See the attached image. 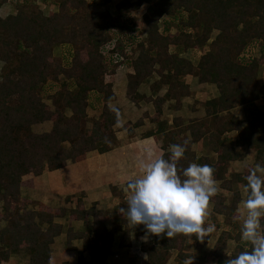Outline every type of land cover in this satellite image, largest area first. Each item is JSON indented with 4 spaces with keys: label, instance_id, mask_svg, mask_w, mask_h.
Wrapping results in <instances>:
<instances>
[{
    "label": "trees",
    "instance_id": "1",
    "mask_svg": "<svg viewBox=\"0 0 264 264\" xmlns=\"http://www.w3.org/2000/svg\"><path fill=\"white\" fill-rule=\"evenodd\" d=\"M9 1L0 0V7ZM34 1L25 0L8 16L0 15V61L4 62L0 73V223L6 221L0 227V264L22 248L30 254L29 264H50V243L62 231L56 217L62 216L94 218L84 233L70 228L69 241L83 239L84 250L91 255L90 262L83 258L79 264H106L118 228L107 229L103 210L85 207L81 197L68 198L75 207L50 208L22 198L21 186L28 173L57 169L68 160L83 159L90 150L103 152L114 146L118 108L109 103L116 99L113 76L124 63L131 68L127 95L135 101L138 87L154 73L160 76L155 88L167 84V96L188 92L186 75L217 85L219 96L210 102L213 109L209 105L207 109L213 115L214 129L205 130V120L188 127L194 141L200 138L198 129L207 133L218 154L214 162L207 156L192 160L209 165L221 187L232 192L229 204L222 192L210 198L214 211L230 223L228 215H233L242 198L240 189H234L235 178L226 176L228 164L242 158L241 146H247L256 149V159L264 165V0H57L58 10L48 14ZM92 1L106 8L94 10ZM145 3L141 17L147 36L143 38L136 18ZM214 29L220 32L210 41ZM59 44L71 46V66L55 58ZM189 49L199 54L196 62L182 56ZM110 54L123 57L118 56L113 69ZM60 74L73 79L76 88L60 86ZM46 99L52 100L54 109ZM163 101L164 97L159 98ZM240 105L244 119L222 114ZM90 109L100 114L90 118ZM45 121L52 122L49 131L33 130ZM233 131L238 134L235 141L229 136ZM189 145H184L185 154L177 162L178 173L189 165ZM163 156L167 158L169 151ZM250 168H245V176ZM244 177L238 181L246 184ZM123 222L126 228L121 237L126 243L129 230L127 221ZM260 231L264 234V217ZM186 238L161 234L158 244L143 243L148 264H166L169 250L175 248L184 258ZM229 238L237 245L224 258ZM250 249V244L241 241L240 229L223 231L210 256L213 264H228L231 256Z\"/></svg>",
    "mask_w": 264,
    "mask_h": 264
},
{
    "label": "crops",
    "instance_id": "2",
    "mask_svg": "<svg viewBox=\"0 0 264 264\" xmlns=\"http://www.w3.org/2000/svg\"><path fill=\"white\" fill-rule=\"evenodd\" d=\"M188 59L195 62L191 58ZM130 71V67L119 68L113 76V91L116 99L109 104L118 108L119 117L113 126L117 137L114 146L103 152L98 149L90 150L83 159L68 160L63 167L57 169H45L37 175L33 172L28 173L23 176V185L21 186L22 198L42 203L50 208L75 207V202L68 198L81 197L85 207L95 206L97 209L103 210L107 229L118 228V231L113 235L112 247L106 264H148V254L142 244L148 241L158 244L161 238V234L159 236L150 234L145 237V228L142 224L130 225L124 215L119 212V208L127 207L126 184L129 179L139 174L141 160L147 162L150 158L149 154H151V158L163 155L169 151V145L183 144L185 140L190 142L191 154L189 153L188 158L186 157L189 164L193 162L201 164L192 160L193 156L195 159L207 156L213 162L217 160L218 156L210 145L207 133L203 134L198 129L196 134L200 135V138L194 141L193 132L188 127L192 122L205 120L204 129L208 131L210 128L214 129L213 115L207 114V109L208 105L212 107L210 102L219 96V89L215 83L201 82L197 76L186 75L183 80L187 84L188 92L180 94L179 97H173L166 95L167 84L159 89L155 88L154 84L160 76L154 73L138 87L135 101L127 95ZM161 97H164L162 103L159 102ZM222 114L236 116L239 119L245 118L241 105ZM243 126H247V124L243 122ZM229 136L232 141L238 139L236 131L230 132ZM262 137L264 138V133H262ZM241 147L244 156L231 161L226 172L228 178L236 177L233 186L235 190L240 189L242 198L233 215H228L232 218L231 222L227 223L228 220L225 222L226 216L214 211V203L210 200L206 223L215 224V230L208 233L203 241L197 239L195 234L187 236L183 246L186 254L184 258L179 257L177 248L170 249L165 259L166 264H186V262L187 264H213L210 252L216 245L219 236L223 231L234 233L235 223L238 221H234L233 217L237 214L238 207L244 211L242 201L247 197V193L244 191L245 184L238 181L245 175L238 167L249 155L252 156L254 162L245 166L244 172L248 166L252 168L257 164H262L256 159L254 147L253 149H249L247 146ZM247 149L251 152H247ZM215 181L217 192L225 193V203L229 204L232 192L223 189L221 181L216 179ZM31 207L32 205L29 204V208ZM93 219L92 216L86 221L71 219L68 216L56 217V220L62 224V231L50 243V264H79L83 258L86 262L91 261V255L84 250L83 239L72 238L69 241L68 230L72 228L74 232L84 233L87 231V225L93 224ZM123 220L127 221L129 230L127 236L129 242L126 243L122 241L121 237L126 228ZM89 236L93 237V234L90 233ZM232 245L233 247H231ZM236 245L237 242L233 238L228 239L224 258L230 256ZM29 263L30 254L26 248H22L17 252H12L4 264ZM92 264L99 263L92 261Z\"/></svg>",
    "mask_w": 264,
    "mask_h": 264
},
{
    "label": "clouds",
    "instance_id": "3",
    "mask_svg": "<svg viewBox=\"0 0 264 264\" xmlns=\"http://www.w3.org/2000/svg\"><path fill=\"white\" fill-rule=\"evenodd\" d=\"M188 140L183 145H169V156L163 155L139 163V174L126 184V205L119 208L132 226L142 224L145 237L164 234L193 236L203 241L216 225L206 223L210 198L217 193L213 169L207 165L190 163L177 169ZM246 199L244 211L237 208L234 221L240 222V239L251 245L228 260V264H264V234L260 231L264 217V166L255 165L244 177ZM144 237V239H145ZM187 264V262H186Z\"/></svg>",
    "mask_w": 264,
    "mask_h": 264
},
{
    "label": "rangeland",
    "instance_id": "4",
    "mask_svg": "<svg viewBox=\"0 0 264 264\" xmlns=\"http://www.w3.org/2000/svg\"><path fill=\"white\" fill-rule=\"evenodd\" d=\"M25 0H10L9 2H6L4 3L1 7H0V15L1 17H6L8 16L10 13H13L14 10H15V6L24 2ZM132 1H135V0H132ZM35 4H38L40 6V8L45 12V14H48L50 10H58V4H57V0H35L34 1ZM92 7L94 10H104L106 8V5H98L96 4L95 2L92 1ZM146 10V3L142 6V8L137 12V15L138 17L136 18V24H138L140 26V28H142L141 32H142V37H146V33H145V30L147 28V26L144 24L143 22V19H142V13ZM112 11V10H111ZM113 12V11H112ZM219 30L218 29H214L212 34H211V40H213L218 34H219ZM112 45H108L107 48H110ZM253 52L256 54V55H259L260 51L258 49H255L253 50ZM199 54H197V52L193 51V50H189L188 52L186 53H183L182 56L183 57H186V58H191L193 59L195 62L197 60V56ZM54 56L55 58L57 59H60L61 60V63H63L64 66H71L72 64V57H73V51H72V48L70 45L68 44H65V45H57L54 49ZM118 56L120 59H122L123 57L120 56V55H117L116 54H110L108 55V60H109V66H110V69H113L115 66V62L118 59ZM129 64L128 63H124L122 64L121 66H118L117 69H127L129 68ZM4 70V62L0 61V73ZM261 78V74L259 75L258 77V80H260ZM52 82V81H51ZM58 83L60 84V86H63V85H68V87L71 89V90H74L76 88V84L73 82V79L71 78H67L64 74H60L59 77H58ZM49 103V105L51 106L52 109H54V106L52 105V100H48L46 99V103ZM88 114H89V117L90 118H94V117H97L100 113L99 111L97 110H88ZM69 113V112H68ZM89 118V119H90ZM88 126L90 127L91 126V123L88 124ZM52 128V122L51 121H45L43 123H39V124H35L33 126V130L37 133H42L44 131H49L50 129ZM247 152H251L249 149H247ZM247 158H245V161L242 162L238 169H241L243 171V174H245L244 172V167L247 166V165H251L253 159H252V156L249 155V156H246ZM241 171V172H242ZM234 177V176H233ZM236 178V177H234ZM1 208V206H0ZM6 223V221H2L0 223V227L1 226H4ZM236 226L234 227V233L236 232V230L240 229V222H236L235 223ZM233 244V243H232ZM233 247V245L231 246Z\"/></svg>",
    "mask_w": 264,
    "mask_h": 264
}]
</instances>
